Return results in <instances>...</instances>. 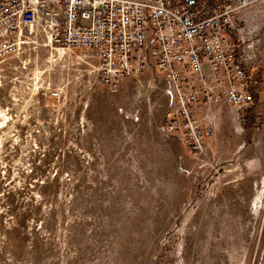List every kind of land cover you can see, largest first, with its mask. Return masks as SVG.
<instances>
[{"label": "rangeland", "instance_id": "obj_1", "mask_svg": "<svg viewBox=\"0 0 264 264\" xmlns=\"http://www.w3.org/2000/svg\"><path fill=\"white\" fill-rule=\"evenodd\" d=\"M41 31L0 60V264H264V49L251 124L223 105L193 154L164 83L112 91Z\"/></svg>", "mask_w": 264, "mask_h": 264}, {"label": "built area", "instance_id": "obj_2", "mask_svg": "<svg viewBox=\"0 0 264 264\" xmlns=\"http://www.w3.org/2000/svg\"><path fill=\"white\" fill-rule=\"evenodd\" d=\"M261 1L0 0V60L25 30L41 27L48 45L94 53L98 80L112 91L143 77L164 83L172 107L163 135L201 154L216 138L223 105L238 121L255 108L237 16Z\"/></svg>", "mask_w": 264, "mask_h": 264}, {"label": "crops", "instance_id": "obj_3", "mask_svg": "<svg viewBox=\"0 0 264 264\" xmlns=\"http://www.w3.org/2000/svg\"><path fill=\"white\" fill-rule=\"evenodd\" d=\"M237 23L241 28L237 38L248 44L249 55H251V49L253 51L264 49V1L241 11L237 16Z\"/></svg>", "mask_w": 264, "mask_h": 264}, {"label": "trees", "instance_id": "obj_4", "mask_svg": "<svg viewBox=\"0 0 264 264\" xmlns=\"http://www.w3.org/2000/svg\"><path fill=\"white\" fill-rule=\"evenodd\" d=\"M256 76L258 75V74H255ZM255 75H254V82L257 84V83H260L261 82V79L259 78V76H257V77H255ZM257 81V82H256ZM254 99H255V105H256V101H257V95H255V97H254ZM255 110V109H254ZM254 110H252V111H250V112H248V116H247V118H246V126L247 125H249V124H251V118L253 119V115H254ZM253 113V114H252ZM252 115V116H251Z\"/></svg>", "mask_w": 264, "mask_h": 264}]
</instances>
